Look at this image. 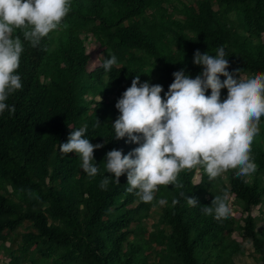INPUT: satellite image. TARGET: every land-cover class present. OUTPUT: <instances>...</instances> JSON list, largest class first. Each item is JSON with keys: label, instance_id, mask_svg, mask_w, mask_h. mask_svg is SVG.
Wrapping results in <instances>:
<instances>
[{"label": "trees", "instance_id": "16d2710c", "mask_svg": "<svg viewBox=\"0 0 264 264\" xmlns=\"http://www.w3.org/2000/svg\"><path fill=\"white\" fill-rule=\"evenodd\" d=\"M21 39L23 87L6 101L15 113L0 114V264H235L244 241L255 264H264L263 210L252 216L264 207V117L251 145L254 173L209 178L199 167L184 170L183 188L159 186L151 203L126 191V175L117 184L104 160L113 149L127 154L138 146L116 140L112 128L115 104L136 75L161 85L163 97L174 72L195 78L202 71L193 63L197 50L215 55L221 46L234 78L264 73V0H71L60 27L38 47ZM87 44L98 50L91 71ZM110 55L117 64L106 72ZM85 125V138L103 145L94 152L95 177L58 146ZM105 176L110 183L102 189ZM224 193L235 213L205 215L202 206ZM193 196L195 207L185 198Z\"/></svg>", "mask_w": 264, "mask_h": 264}, {"label": "clouds", "instance_id": "9594fccd", "mask_svg": "<svg viewBox=\"0 0 264 264\" xmlns=\"http://www.w3.org/2000/svg\"><path fill=\"white\" fill-rule=\"evenodd\" d=\"M70 10L71 0H0V114L15 113V106L6 101L23 87L17 74L24 51L21 37L38 47ZM193 63L202 71L195 78L184 69L174 72L163 97L161 85L141 83L136 75L115 104L120 114L112 125L115 139L127 137L126 142L138 146L127 154L115 149L106 153L105 170L117 184L126 175V191L145 203L153 202L159 186L183 188L178 175L184 170L199 167L209 178H216L228 171L247 176L257 169L251 145L264 117V73L234 78L227 71L229 62L222 46L215 55L197 50ZM116 64V56L110 55L102 67L108 72ZM222 89L227 90L223 100ZM208 90L210 95H206ZM86 132V125L71 130L67 141L58 146L63 154L78 155L82 170L95 177L99 168L93 163L94 152L103 145L90 143ZM109 183L110 177L105 176L100 187L106 189ZM185 198L189 206L199 204L194 196ZM227 201V193L216 196L202 211L217 220L227 218L231 212ZM178 202L173 199L172 205Z\"/></svg>", "mask_w": 264, "mask_h": 264}, {"label": "rangeland", "instance_id": "374dc122", "mask_svg": "<svg viewBox=\"0 0 264 264\" xmlns=\"http://www.w3.org/2000/svg\"><path fill=\"white\" fill-rule=\"evenodd\" d=\"M181 1H183L184 3H188V2H190L192 0H181ZM178 6H180V4ZM176 16L179 17L180 15L176 14ZM86 48H87L86 49V52H87V54L90 57V59H89V65H88V70L91 71L98 64V61H97V58H96V55L98 53V50H95V49L91 48L90 46H88V44L86 45ZM94 99L98 100L99 98L96 97ZM223 175H222V177H224ZM199 179H200L199 173H196V175L193 178L194 183L197 184L199 182ZM233 199L234 198H233L232 195L228 197V205H229V207L231 209V212H230L231 214H234L235 213V210L237 209L234 206V203H233L234 200ZM261 210H263V214L261 215V217H262L263 220H261L258 223V229L264 228V207H262L260 210L258 208H254L252 210V216H259L260 215L259 214V211H261ZM156 217H157L156 214L152 215V217L150 219H148L146 221V223L149 225L150 223L155 222ZM233 238H235L237 241H241L240 240V237L236 233L233 234ZM243 247H244V254L242 256L237 257L235 259V264H255L256 263V259H255V256L253 254V249L251 247V243L250 242H247V241H244L243 242Z\"/></svg>", "mask_w": 264, "mask_h": 264}]
</instances>
